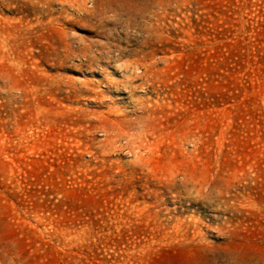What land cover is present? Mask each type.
Masks as SVG:
<instances>
[{
	"label": "rangeland",
	"instance_id": "obj_1",
	"mask_svg": "<svg viewBox=\"0 0 264 264\" xmlns=\"http://www.w3.org/2000/svg\"><path fill=\"white\" fill-rule=\"evenodd\" d=\"M0 264H264V0H0Z\"/></svg>",
	"mask_w": 264,
	"mask_h": 264
}]
</instances>
